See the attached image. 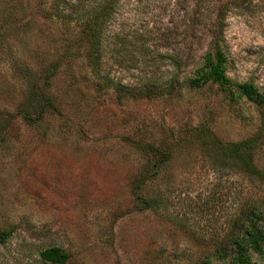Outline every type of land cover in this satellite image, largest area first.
<instances>
[{
    "label": "rangeland",
    "instance_id": "obj_1",
    "mask_svg": "<svg viewBox=\"0 0 264 264\" xmlns=\"http://www.w3.org/2000/svg\"><path fill=\"white\" fill-rule=\"evenodd\" d=\"M61 2L0 0V264L52 246L68 264H227L247 224L264 235V108L189 81L219 37L230 79L264 94V0H118L98 69ZM211 136L257 138V172Z\"/></svg>",
    "mask_w": 264,
    "mask_h": 264
},
{
    "label": "trees",
    "instance_id": "obj_2",
    "mask_svg": "<svg viewBox=\"0 0 264 264\" xmlns=\"http://www.w3.org/2000/svg\"><path fill=\"white\" fill-rule=\"evenodd\" d=\"M62 8L60 13L69 20H73L80 26L82 38L85 42L86 54L89 62L95 68L101 65L100 50L102 46V32L108 19L113 15L118 0H61ZM63 12V13H62ZM211 50L202 57V65L195 71L193 77L189 81L192 88H202L207 84H219L227 87L232 95L238 93L239 98L245 97L264 108V94L252 83L237 84L228 76L229 58L222 48V41L219 37H212L210 41ZM181 59H177L180 64ZM127 94H133L130 89ZM43 95V94H42ZM236 97V96H235ZM233 97V98H235ZM43 106L50 104V100L43 95ZM42 106V108H43ZM43 110V109H42ZM23 120L30 122V115L25 111H21ZM212 144L219 150L221 155L227 158L238 160L242 168L248 173H256V167L253 164V150L256 149L257 138L245 140L240 143L223 144L215 136H211ZM151 152L159 153L157 148L151 147ZM146 177H143L134 185L136 199L142 205V209L155 208V201H149L138 195L145 184ZM10 233L1 232L0 241L5 240ZM234 246L229 251L226 248L221 250L225 258H230L227 264H254L251 254L261 253L264 244V235L257 228L256 223H249L246 228L240 232V235L234 238ZM41 260L46 264H68L70 256L60 247L52 246L44 249L40 253Z\"/></svg>",
    "mask_w": 264,
    "mask_h": 264
}]
</instances>
